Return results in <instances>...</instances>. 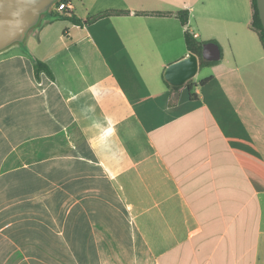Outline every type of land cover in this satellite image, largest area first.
<instances>
[{"label": "crops", "instance_id": "obj_1", "mask_svg": "<svg viewBox=\"0 0 264 264\" xmlns=\"http://www.w3.org/2000/svg\"><path fill=\"white\" fill-rule=\"evenodd\" d=\"M250 2L71 0L0 52V264H264ZM187 34L221 57L172 85Z\"/></svg>", "mask_w": 264, "mask_h": 264}, {"label": "water", "instance_id": "obj_2", "mask_svg": "<svg viewBox=\"0 0 264 264\" xmlns=\"http://www.w3.org/2000/svg\"><path fill=\"white\" fill-rule=\"evenodd\" d=\"M59 0H0V52L16 43H23L28 33L39 25L43 15L50 12ZM264 27V0H257ZM201 57L207 61L220 59L221 51L215 42L203 44ZM199 68V56L190 52L185 58L170 64L165 71L172 85H183L193 78Z\"/></svg>", "mask_w": 264, "mask_h": 264}, {"label": "trees", "instance_id": "obj_3", "mask_svg": "<svg viewBox=\"0 0 264 264\" xmlns=\"http://www.w3.org/2000/svg\"><path fill=\"white\" fill-rule=\"evenodd\" d=\"M66 1H68V0H66ZM69 1H71V0H69ZM253 8H254V14H253V20H252L251 25L255 30L258 31V33L261 37V40L264 44V27H263L262 20L259 16V9H258V5H257V0H253ZM117 12H122V11H117ZM51 13L55 19H70L75 23H80V21L78 19H76L71 14L70 11H58L57 9H55L53 7L51 10ZM111 13H113V11H105V12H102V13L92 17L91 19H97V18H100L102 16L109 15ZM178 15H179V18L181 19L182 23H187L188 17H189L188 12H180ZM186 41H187V45H188L189 50H191L192 52L197 53L201 56L202 45L196 44L189 34L186 35ZM201 63L202 64H209V63H212V61L201 60ZM42 71L46 72L50 77H54L51 68L44 61L37 59L35 61V73L37 75H40V73Z\"/></svg>", "mask_w": 264, "mask_h": 264}, {"label": "rangeland", "instance_id": "obj_4", "mask_svg": "<svg viewBox=\"0 0 264 264\" xmlns=\"http://www.w3.org/2000/svg\"><path fill=\"white\" fill-rule=\"evenodd\" d=\"M238 10H239L238 16L243 22L250 21L252 16V8H251L250 0H238Z\"/></svg>", "mask_w": 264, "mask_h": 264}, {"label": "built area", "instance_id": "obj_5", "mask_svg": "<svg viewBox=\"0 0 264 264\" xmlns=\"http://www.w3.org/2000/svg\"><path fill=\"white\" fill-rule=\"evenodd\" d=\"M53 7L57 9L58 11H70L72 8L71 1H66V0H59L56 2ZM197 35V34H196Z\"/></svg>", "mask_w": 264, "mask_h": 264}, {"label": "flooded vegetation", "instance_id": "obj_6", "mask_svg": "<svg viewBox=\"0 0 264 264\" xmlns=\"http://www.w3.org/2000/svg\"><path fill=\"white\" fill-rule=\"evenodd\" d=\"M259 9V8H258ZM259 16H260V12H259ZM261 18V17H260Z\"/></svg>", "mask_w": 264, "mask_h": 264}]
</instances>
